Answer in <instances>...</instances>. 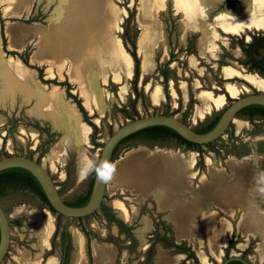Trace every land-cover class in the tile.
<instances>
[{
	"label": "rangeland",
	"instance_id": "rangeland-1",
	"mask_svg": "<svg viewBox=\"0 0 264 264\" xmlns=\"http://www.w3.org/2000/svg\"><path fill=\"white\" fill-rule=\"evenodd\" d=\"M84 1L90 4L93 3L92 0ZM207 2L210 5L206 15L208 23H215L224 13L232 10L240 11L244 6L243 0H207ZM27 3L30 6H24V8L19 11L16 7L17 0H0V55L4 58L0 68V158L10 154H23L37 160L49 171L63 199L72 202L75 196L87 190L94 173L86 179L83 178L81 180L79 178L77 161L80 153L76 150L68 148L65 151L66 154L64 153L62 161L54 155L56 146L62 143L65 137V127L61 122L60 115L49 107V90L45 92V89H49L53 85L59 87L57 89L58 95H65V101L74 105V109L77 111L80 109L74 99L68 95V92L72 95H76L78 98L79 96L74 83L70 82L67 76L70 69L68 64H64V59L61 56L45 53V51L43 52L37 45L39 39L36 35L37 27L41 26L50 30L52 28V23L59 20V18L61 19V15L63 14L59 9L63 7V3H61L60 0H28ZM112 3L122 15V20L118 24L116 31L110 27L111 31L108 36L113 41L115 36H117L116 40L121 43L123 55L131 57L133 67L132 73L129 74L124 63L119 65V69L114 70L112 63L109 62L108 65L110 70L107 71L108 76L106 81L102 77H98L97 82L99 90L104 95V105L98 102L99 105L105 108L104 114L100 116L96 112L90 113L84 108V105H82L91 123V125H89L84 120L82 112H78L82 117V122L84 121L83 123L87 127L89 126L88 129H91L89 130L90 133L87 143L83 146V150H85V154L88 158L97 161L102 144L106 141L109 134L122 123L130 119L168 112V114L174 115L181 120L184 119L185 123L195 128L198 126L199 122L204 121L207 117L211 119L215 118V115L222 112V110L235 98L246 93L255 92L256 90L264 92V88L262 90L256 89L246 79L242 78L241 74L228 79L223 73L224 67H232L242 74L254 73L257 75V73L249 71L246 66L237 61V59H242L244 57L238 44L240 42L249 41L252 34L260 33L264 31V29L259 31L246 30V34L240 33L235 35L225 33L219 26L215 31L216 47L213 53L210 51L202 53L199 44L200 39L204 38L205 31L202 28L199 29L191 26L189 27L191 31H188L184 36V14L176 9L173 0H166L164 8L158 9V17L162 22L166 49L159 46L155 48L152 69L144 73L141 68L143 51L140 49V37L145 29L140 27L138 23L140 0H113ZM129 15L130 18L128 19ZM187 24L189 23L187 22ZM11 25L12 27L25 29L34 39L30 42H25L24 45L20 47L21 50H19L20 48L11 49L10 38L7 36V29ZM1 28H3V34L1 33ZM77 29L78 39H73V48L80 44L88 46L86 48H88L87 51L91 50L92 62L94 65L96 60H101V56L104 54L103 52H105L104 49H99L100 43L95 42V38L99 40L100 36L104 33L102 26L94 27L93 24L85 22ZM49 35H51V33H49ZM146 36L147 38L143 39H148L149 35L146 34ZM182 38H185V42H182ZM133 40L135 43L134 48L131 44ZM24 41H26V39ZM131 51L135 52L139 60V73L136 79H134V60L131 56ZM236 51L240 53L236 54ZM78 55L79 54L75 55V58ZM35 57H50V59H56L57 62L61 64L59 66H65V70L62 73L63 77H59L56 69L49 71L48 66L32 62V59ZM16 60H19L21 64L33 70L35 73V77L33 75L28 77L32 85L28 84L26 80L20 76L14 75V70L12 71V69L15 67L12 66L13 64H11V62H16ZM162 69L168 72V99L165 96L164 101L155 105L152 99L154 88L160 87L162 93L164 91L165 94L163 76L161 74ZM115 71L121 74L119 78L113 76L116 73ZM33 77L35 79H33ZM61 82L69 83V88ZM35 83L38 89H40L38 83L46 86V88L42 89V94L44 95L37 94L35 91ZM227 83L240 84L243 88L236 96H231L227 91ZM89 86H91L90 83H88V87ZM58 90H60V92H58ZM202 92H206L214 98L224 96V103L222 107L216 111L214 109V104H212L213 109L210 112L211 114L200 119L196 112L199 111V107L203 104L201 98ZM132 103H134L137 115L133 112L131 107ZM122 110L127 111L128 114L125 115ZM235 119L241 120L243 123L239 124L240 122H237ZM235 119L230 123L228 128L225 129L222 135L211 142L210 146L202 145L200 152L194 150L198 156L193 165L192 173L194 175L192 179L193 181L195 180L198 176L197 171L199 170L200 173L205 172L201 175L200 179H202L203 176L206 178L207 169H205V163H207L209 177H211L210 170L219 169L229 174L228 176L230 177L228 178H230V180L241 177V179L250 186V190L253 188V193L255 195H261L262 197L260 196V198L264 201V118H255L252 121L243 117H236ZM93 126L97 128L95 133L93 131ZM93 133L95 142H92ZM141 146L151 150L157 148L174 150L179 153V156L193 157V153L189 155V150L191 149L176 147L171 145V143H169V145L157 144L150 147L146 144L143 145V143L128 141L120 145L116 150L114 163L117 166V175L115 179L110 182L105 204L111 207L114 214L125 221L126 225L132 227L131 232L137 240L136 246L132 247L133 243L131 239L125 237L124 234H116V226L113 225V222L108 223L99 209L88 219H81L80 221L77 219H67V217L62 216L60 218L61 227H59L56 234V214L49 210L48 214L54 218V231L50 239L51 252L56 253L59 259L61 255L60 232L62 227L66 225L70 237H72L73 227H76L77 230L82 232L81 226H83L91 234L90 238H87L88 257L86 264H93L92 244L91 246L89 245V241L92 239V243L95 242L101 246L109 245L108 242H110L117 247L118 254L114 264H152V261L150 263H145V256L155 231L157 230L159 233H163L164 227L172 226L166 219L164 212L160 211L155 204L156 200L160 203L162 194L160 190L162 189L160 188L161 185L158 186L159 180L157 177H159V174L154 172L153 175H149L147 173L139 177V184L142 188L139 190L146 193L143 199H140L136 187L130 186L124 180L129 173L123 174L118 168L120 162L124 160L128 153ZM243 158H255L256 162L254 164H246L241 168H233L232 170L234 172L232 175L228 167L229 161ZM249 169L254 171H250ZM243 170L247 171L244 172ZM182 180H184L183 177L176 176L172 182H174V186L179 188L182 194L187 195L189 198H197L199 193L192 189H188ZM233 182L236 181L234 180ZM237 182L242 184L240 180ZM231 193H233V191L229 193L228 197L233 200L234 198H232ZM225 197H227V194H225L224 198ZM116 201L124 204L125 208L130 211L132 205L136 206V216L132 222H128L120 216L119 212L114 208V203ZM39 203L40 201L28 192H6L0 197V205L9 219L10 231L14 242L12 252L5 264H19L17 259L22 251L30 252L34 257L43 252L40 249V238L34 227L15 215L16 207L32 205L39 208L43 216H47L48 214H45L44 211H48V208L40 207ZM147 220L148 222L146 224L145 221ZM111 229H113V232H111ZM145 229L147 231L144 239L138 235ZM170 234L171 233H167V235ZM95 236L110 241L101 244ZM139 240L141 249H144L143 240L147 242V249L144 252L139 248ZM231 240L233 244L232 247L229 248V256H242V253L249 249V252L244 255V259L253 264H264L263 260H257V252L254 254V257L250 255L256 246V238H251L248 241V245L243 249L238 248L239 245H241L239 242L244 241L243 237L234 235ZM157 244L160 243H156L155 247ZM189 245L194 251L198 262L202 264L192 245L190 243ZM71 247L73 248L72 242ZM131 247L133 251L129 250ZM48 252H50V250ZM75 253L76 247L71 264L74 262ZM49 256L42 260V264L46 259L48 260ZM103 258L104 255H101L99 260L100 264H104V262L101 263ZM203 263L206 264L205 262ZM186 264H196V262L193 258H189ZM215 264L217 263L215 262Z\"/></svg>",
	"mask_w": 264,
	"mask_h": 264
},
{
	"label": "bare ground",
	"instance_id": "bare-ground-1",
	"mask_svg": "<svg viewBox=\"0 0 264 264\" xmlns=\"http://www.w3.org/2000/svg\"><path fill=\"white\" fill-rule=\"evenodd\" d=\"M27 1L28 0H17L16 7L19 9V11H21V9L24 8V6L26 7L30 6L27 3ZM112 1L113 0H92L93 3L90 4L89 2H86L84 0H60V2L63 3V7L59 9V11L62 12L63 14L61 15L62 16L61 19L59 18V20L54 21L52 23V28L50 30L41 26L37 27L36 29L37 32L36 35L39 39L37 45L39 46V48L43 50V52L45 51V53L47 52L50 54L58 55L64 59L63 60L65 62L64 64H68V67L70 68L67 74V76L69 77V81L74 83L76 90L79 91L82 97L84 107L90 113H92L93 110L96 111L100 116L104 114L105 108L98 104V102H100L101 104L104 105V100H103L104 95L99 90L97 85L98 77H102L106 81V78L108 76L107 71L110 70V67L108 65L109 62L112 63L114 70L119 69V65L124 63V65L127 68V72L129 74L132 73V67H133V61L131 60V57L123 55L121 43L118 40H116L117 36H115L114 41L108 36L110 35V31H111L110 27H112L116 31L118 28V24L122 20V15L114 7ZM165 1L166 0H140V7H139L140 12L138 16V23L140 27L145 29V31L142 33L140 37V49L143 51L142 54L143 62L141 68L144 73L149 72L152 69L155 48L159 46L161 48L166 49L164 33L162 31V22L161 20H159L158 17V9L164 8ZM173 2L176 9L178 11L183 12L185 17L184 28H183L184 36L188 33V31H191V29L189 28L191 26H194V28H199V29L202 28L205 31L204 38L200 39V44H199V48L202 53H207L208 51L213 53L214 48L216 47L215 31L216 28H219V26L223 29L225 33H230L235 35H238L240 33H245L246 30L259 31L264 29V0H243L244 6L242 10L228 11L227 13H224L221 17H219L215 23L207 22L206 15H207V10L210 7L207 0H173ZM186 21L189 24H187ZM85 22L93 24L94 27L102 26V30L104 31L103 35L100 36L99 40L95 38V42L100 43L99 49L100 50L104 49L105 52H103L104 54H102L101 60L100 59L96 60L94 62V65L92 62V53L90 52L91 50L87 51L88 48H86L88 46H85L84 44H80L79 46L73 48V39L75 38L78 39L77 28L79 26H82L83 23ZM46 32L51 33V35H49V33ZM146 34L149 35V37L148 39L145 40L143 38H147ZM7 36L10 38L11 49L20 48L24 45L25 42H30L34 39V37L32 38L30 36V33L25 31V29L20 27H12V25L9 26L7 29ZM25 39L26 41H24ZM184 40L185 38H182V42H185ZM19 50H21V48ZM77 54L79 55L75 58V55ZM236 54H239V52L236 51ZM32 62H37L40 65L48 66L49 71H51L52 69H56L59 77L60 78L63 77L62 73L65 70L64 69L65 66L64 65L62 67L59 66L61 64H59L56 59H50V57L48 58L35 57L32 59ZM11 64H13L12 66L15 67L12 69V71L14 70V75L20 76L21 78L26 80L28 84L32 85L28 77L29 76L31 77V75L35 77V73L33 72V70L28 69L25 65L21 64L19 60H16V62L14 61L13 63L11 62ZM223 73L225 77L228 79L231 77H236L237 75L241 74V77L249 81L256 89L262 90L264 88L263 79L254 73L242 74L237 70L233 69L232 67H224ZM120 75H121L120 73L116 72L115 75L113 76H115V78L116 77L119 78ZM34 77L33 79H35ZM88 83H90L91 86L88 87ZM38 85L40 89H38V86L35 83V91L37 92V94L44 95L42 94L43 92L42 89L46 88V86L42 85L41 83H38ZM58 88L59 87L53 85L51 88L45 89V92L49 90L48 105L49 107H51V109H53L56 113L60 115L61 122L65 127L64 129L65 137L62 143L56 146V150L54 151V155L58 157L59 160L62 161L64 157V153L68 148L78 151L80 153L79 156L81 154L86 155L85 150H83V146L84 144L87 143L88 135L90 133L89 130L91 129H88L89 126L87 127L83 123L84 121L82 122V117L78 113L80 110L77 111L76 109H74V105H71L70 103L65 101L64 99L65 95L64 96L58 95L57 93ZM242 88L243 87L240 84L227 83V91L231 96H236L242 90ZM58 92H60V90H58ZM201 94H202L201 98L203 104L201 107H199L200 108L199 111L196 112L197 116L200 119H202L204 115L211 112L210 111L211 108L213 109L212 104H214L216 109H219L222 107L224 103V96H219L214 98L212 97V95L206 92H202ZM152 99L155 105H158L162 101L163 93L160 87L154 88ZM236 121L240 122L239 124L243 123L241 120H236ZM178 154L179 153L174 150L159 149V148L155 150H151L147 147L141 146L138 149H135L130 153H128L127 156L124 158V160L122 159L123 161L120 162L118 168L119 171L123 172V174L129 173L126 175L127 177H125L124 180L130 186H134V188L136 187L140 199H143L146 193L140 191L142 188L141 185L139 184V177L141 175H146L147 173L149 175H153L154 172L158 173L159 177L157 178L160 183V184L158 183V186L161 185L160 188H162L160 189L162 193L159 203L160 207H164L165 204L167 203L168 204L172 203L173 204L171 206L173 207L171 212L172 217H175V219L179 218V220L182 219V222H185L187 220L190 221L193 219L192 216L195 213L194 211H192L193 205L187 204L186 202L187 199L184 198L185 195L180 192L179 188H176L174 186V182H172V180L176 176H181L183 177V179H188L190 183L192 182V176L194 175L192 173L193 158L192 156L183 157V155L179 156ZM255 160H256L255 158L253 159L243 158L234 161H229L228 167L230 168V171L233 175L234 172L232 170L233 168L234 169L236 167L241 168L249 163L254 164L256 162ZM210 171H211L210 178H212L216 182L217 187H219L218 192L221 194L219 196L224 197L225 194H227V197H225V199L228 201L231 202L234 201L228 197L229 193L232 192V189L235 190H233L231 196L234 195L237 196L238 198L236 199L240 201L245 200L244 197L246 195H249L250 192L252 193L254 192L253 188L250 190V192L248 191L246 193L244 192L245 190L244 187H246L245 185L246 182L243 181L241 177L236 179L235 180L236 182H227L226 178L230 176H228L229 174L222 172L223 170L219 169V170H210ZM79 178L81 180L83 179L80 176ZM205 179L206 178L204 176L202 179H200L201 184L204 183ZM239 180L242 181V184L237 182ZM173 186L177 192H173ZM217 187L215 186V188ZM248 187L249 186H247V189ZM226 200L224 201V203L226 202ZM114 204H115L114 208L119 212L120 216L123 219L127 220L128 222H132V220L136 216V209H135L136 206L132 205L130 211L127 208H125L124 204H122L119 201H116ZM44 212L45 214H48L49 210ZM201 212L202 211L199 209L198 215L206 219H210L214 217L213 213L210 215H206L204 214V212L202 213ZM15 215L21 218L22 220L30 223V225H32L34 229L37 231L38 236L40 238L41 251L49 250L50 239L54 231V218L50 214H48L47 216H43L41 210L32 205H22L16 207ZM176 221L178 222V220ZM244 223L246 226L252 227L253 229L257 230L264 237L263 214L259 212H252V214L247 216L246 218H245V214H242V216L239 219V224H240L239 226H242V224L244 225ZM204 226L207 227L206 225ZM208 231L211 232L212 230L211 231L208 230ZM178 232L180 233V231ZM192 232L191 233L189 232V234H192ZM73 234H74V241L76 247V253L73 264H86L87 262L86 237L83 235L82 232L76 229H73ZM207 239L211 254L213 255V257H215V259L219 260L221 252L219 251L218 246L220 243H223L222 236L219 233H216L214 236H211ZM145 245H146L145 240H143V248H145ZM241 246L242 244L239 245V247ZM197 250L199 252L202 261L205 262L206 264H211L210 262H208L207 258L205 257L202 248L198 247ZM92 251H93L94 264H100L99 260L101 255H104V258L102 259L101 263L104 262V264H110L111 263L110 257L115 253L112 245L109 244V245L101 246L100 244L95 242L92 243ZM263 255H264V244H260L257 250L256 258L262 259ZM160 256L161 254L159 255V259ZM17 261L19 264H42V257L41 254L36 255V257H34L30 252L22 251ZM43 264H59L58 257H56L55 255L49 256L48 260L46 259Z\"/></svg>",
	"mask_w": 264,
	"mask_h": 264
},
{
	"label": "trees",
	"instance_id": "trees-1",
	"mask_svg": "<svg viewBox=\"0 0 264 264\" xmlns=\"http://www.w3.org/2000/svg\"><path fill=\"white\" fill-rule=\"evenodd\" d=\"M130 15L128 16V19L130 18ZM1 29H2L1 33L3 34V28ZM131 44L134 48L135 47L134 40L131 41ZM238 45L241 51L243 52L244 57L242 59H237V61H239L244 66H246L249 71H256L261 76L264 77V31L260 33L252 34L251 39L248 42H240ZM130 53L134 60V79H136L139 73V60L134 51H131ZM161 74L163 76L165 96L168 99V93H167L168 72L162 69ZM61 83L66 85L69 88V83H66V82H61ZM68 95L72 97L74 101L77 103L78 108L83 114L84 120L89 125H91V123L89 122L88 115L86 111L84 110L80 99L76 95H72L69 92H68ZM131 107L135 115H137V111L135 110L134 103H132ZM122 112L125 113V115L128 114L127 111L125 110H122ZM220 113L215 115V118L211 119L207 117L204 121L199 122L198 126L195 127L194 130L199 133H203V132L210 130L216 123ZM164 114H168V112H165ZM238 117L246 118L249 121H252L255 118H264V106L257 105V104H251V105L245 106L238 112ZM182 121L185 122L184 119ZM93 127H94L93 131L95 133L97 128L95 126ZM94 133L92 135V142H95ZM128 141H133L135 143H143V144L149 145L150 147H152L153 145H157V144L158 145H164V144L169 145V143H171V145H174L176 147H183L184 149L197 150L199 152L201 151L202 145L210 146L211 144V142L206 143V144L191 143L188 140L181 137L176 131H174L170 127L144 130L136 135H133L127 138L122 144ZM92 181H93V178L91 179V182L89 183V186L84 193H81L75 196L72 202H68L64 200L65 203L71 206L84 205L89 199L90 191L92 187ZM18 191L31 193L34 197H36L40 201L39 203L40 207L42 208L47 207L52 213L56 214V220H57L56 221V231H55V234H56L58 232L59 227H61L60 218L63 215L58 214L48 204L46 196L40 184L36 180V178L26 170L6 172L0 176V197H2L6 192H18ZM99 210L101 211V214L105 217L108 223H112V222L115 223L118 226L119 231L123 232L127 238L131 239L133 243L132 247H135L137 240L131 232L132 227L126 225L122 220L116 217L111 207L107 206L106 204L100 207ZM77 220L80 221L81 219H77ZM81 230L87 238H90L91 234L85 227L81 226ZM167 233H171V234L167 235ZM153 236H154L153 239H151L152 242L146 252L145 263H150L152 261V258L155 253V244L160 243L164 248L170 249L171 253H185L187 258H193L196 264H200L191 246L186 241H181V242L175 241L171 226L164 227L163 233H159L156 230ZM95 237L99 241H110L107 239L106 240L101 239L97 236ZM60 238H61L60 247H61V252H62L60 264H68L70 251H71V237L67 230L66 225L62 227V230L60 232ZM232 244H233V241L231 240L229 242V245L225 249V253H226L225 258L229 257L228 252H229V248L232 247ZM132 247L131 249L129 248L130 251H133ZM51 251L49 253H51ZM248 252H249V249L244 251L241 257L244 258V255ZM225 264H244V263L240 260H230L226 262Z\"/></svg>",
	"mask_w": 264,
	"mask_h": 264
},
{
	"label": "water",
	"instance_id": "water-1",
	"mask_svg": "<svg viewBox=\"0 0 264 264\" xmlns=\"http://www.w3.org/2000/svg\"><path fill=\"white\" fill-rule=\"evenodd\" d=\"M3 60V56L0 55V68ZM261 78L264 81V78ZM251 104L264 106V92L256 90L235 98L222 110L214 126L203 133L196 132L189 124L171 114H151L130 119L109 134L102 144L97 161L102 163L106 159L114 163L117 148L127 138L149 129L170 127L191 143L206 144L212 142L225 132L230 123L238 117V112L242 108ZM18 170H26L31 173L40 184L48 204L67 219H88L107 201L110 183L101 184L97 182L95 174L88 201L81 206H71L65 203L49 171L43 164L23 154H10L0 158V176L6 172ZM13 243L6 212L0 205V264L6 263L12 252ZM230 260H240L244 264H253L238 255H231L219 264H225Z\"/></svg>",
	"mask_w": 264,
	"mask_h": 264
},
{
	"label": "crops",
	"instance_id": "crops-1",
	"mask_svg": "<svg viewBox=\"0 0 264 264\" xmlns=\"http://www.w3.org/2000/svg\"><path fill=\"white\" fill-rule=\"evenodd\" d=\"M244 34H246V33H244ZM234 49H236V48H234ZM239 51H240V49H239ZM239 67H240V65H239ZM77 93H78L79 99L81 100V103H82V97H81L79 91H77ZM164 100H165V94H164V91H163V99H162V101H164ZM214 109H215V111L217 110L216 108H214ZM211 110H212V108H211ZM93 112H96V111L93 110ZM210 114L211 113L209 112L206 115H210ZM206 115H204V117ZM192 153H193V157L192 158H193V165H194L198 155H197V153L194 150H189V155H191ZM205 166H206L205 169H207V176H206V179H205L203 184H200V178H201V175L204 174L205 172H201L200 173V170L197 171V175L198 176L195 178L194 181L192 179L191 183L188 181V179H184L183 180L184 184L188 187V189H192V190L196 191L197 193H199V196H197V198H189L187 195H185V197H184L185 199H187L186 200L187 204L193 205V208H192L193 210L192 211H194L195 213L192 216V218H193L192 220H190V221L187 220L185 222H182V219L179 220V218L175 219V217H172V213H171L172 212V208H173V207H171L173 205L172 203H170V204L167 203V204H165L164 207H160L159 201L156 200V202H155L156 207L160 211L164 212V215H165L166 219L171 223V225H172L171 227H172V230H173V235H174L175 241L176 242L186 241L188 244L190 243L192 245L193 249L195 250V252H196V254H197V256H198V258H199V260H200V262L202 264H204V263L201 260L200 255H199V253L197 251L198 247L202 248V250L204 252V255H205V257L207 258L208 261H210L212 264H215V262L217 264H219L220 262H222L225 259V254H226L225 253V249L229 245V242H230V240L232 239V237L234 235H239V236L243 237L244 241L243 242H239V243L242 244V246L238 247V244H237V247L238 248H242V249L245 248L248 245V241L251 238H256L257 239L256 246H255L253 252L250 254L251 256L254 257V254L257 252L259 244L260 243L264 244V237L257 230L253 229L252 227L246 226L245 223H244V225L242 224V226H239L240 225L239 224V219L242 216V214H245V218H246L247 216L251 215L252 212H259V213L263 214V216H264V201H262L263 199L260 198L261 195H255L254 193L250 192V186L247 189L248 184H246L247 183L246 182L245 183L246 187H244V189H245L244 192L246 193L248 191V192H250V194L246 195L244 197L245 200H243V201L237 200L236 198H238V197L235 196L234 194H233L234 196H232V198H234L233 202L226 200L224 197L219 196V195H221L218 192V190H217L219 187H217L216 182L212 178L209 177L207 163H205ZM236 179H238V178H236ZM236 179H234V180H236ZM234 180H230L228 177L226 178L227 182H233ZM215 186L217 188H215ZM233 190H235V189H232V191ZM173 192H177L176 189L174 188V186H173ZM216 192H218V193H216ZM251 197H253V198H251ZM218 198H220V199H218ZM225 200H226V202L224 203ZM227 202H229V203H227ZM256 202H257V205H256ZM222 203H224V204H222ZM237 203H239V204H237ZM258 205H260V206H258ZM199 209L202 212H204V214H206V215H210V214L213 213L214 217H212L210 219H206L204 217L199 216L198 215ZM235 212H236V214H235ZM173 216H175V215H173ZM176 220H178V222ZM198 220H201V221H198ZM244 221H245V219H244ZM147 222H148V220L145 221L146 224H147ZM127 224H130V223H127ZM113 225L116 226L115 223H113ZM204 225H206L207 227H205ZM116 228H117V226H116ZM248 228H249V230H248ZM72 229H76L77 230L76 227H73ZM243 229L244 230L246 229L245 232H244ZM192 230H193V232L195 234L192 232ZM208 230H210V231L212 230V231L209 232ZM146 231H147L146 229L142 230L138 236H140V237L145 239ZM178 231H180V233ZM195 231H197V232H195ZM111 232H113V229H111ZM189 232L190 233L192 232V234H189ZM71 233H72V230H71ZM117 233H118V228L116 229V234ZM186 233H188V234H186ZM216 233H219L222 236V240H223V243H220L219 246H218V249L221 252L219 260L215 259V257H213V255L211 254L210 248H209V244H208V239H207V238H209L211 236H214ZM249 233H251V234H249ZM83 235H84V233H83ZM206 236H207V238H206ZM92 240H90V242H89L90 246L92 244ZM94 240L97 241L96 239H94ZM71 242H72L73 248L71 247V252H70V257H69V263L68 264H71L73 253L75 251L73 233H72V237H71ZM98 242L103 244L106 241H98ZM108 243L111 244L113 246V248H114V252L115 253L111 257L109 256L111 258V263L110 264H114L115 258H116L117 254H118V249L113 243H110V242H108ZM145 243H146L145 248L141 249L140 248V240H139V248H140V250L142 252H144L147 249L146 240H145ZM87 245H88V241L86 239V248H87ZM155 248H156V250H155L154 256L152 258V264H186L188 259H189V258H187L185 253H171L170 249L164 248L161 244H157V246ZM49 250L51 251V247H50ZM49 250L43 251L41 253L42 260L44 258L48 257L49 255H52V254L53 255L55 254L57 256L56 253H52V252L49 253L48 252ZM86 254H87V249H86ZM160 254H161V256H160V259H159V255ZM91 257H92V253H91ZM257 260H263L264 261V255L262 256V259L257 258ZM58 263L60 264L59 257H58ZM92 263L94 264V258L93 257H92Z\"/></svg>",
	"mask_w": 264,
	"mask_h": 264
},
{
	"label": "clouds",
	"instance_id": "clouds-1",
	"mask_svg": "<svg viewBox=\"0 0 264 264\" xmlns=\"http://www.w3.org/2000/svg\"><path fill=\"white\" fill-rule=\"evenodd\" d=\"M78 175L84 179L95 174L96 181L101 184L112 182L117 175V166L109 160L96 161L81 154L77 161Z\"/></svg>",
	"mask_w": 264,
	"mask_h": 264
},
{
	"label": "flooded vegetation",
	"instance_id": "flooded-vegetation-1",
	"mask_svg": "<svg viewBox=\"0 0 264 264\" xmlns=\"http://www.w3.org/2000/svg\"><path fill=\"white\" fill-rule=\"evenodd\" d=\"M248 42V41H247ZM244 55V54H243ZM243 65V64H242ZM255 73H257L259 76H261L258 72H256V71H254ZM261 77H263V76H261ZM264 78V77H263ZM82 104V103H81ZM31 194V193H30ZM116 217H118L117 215H115ZM8 218V217H7ZM119 218V217H118ZM120 220H122L121 218H119ZM8 221H9V219H8ZM123 221V220H122ZM124 223H125V221H123ZM9 224H10V222H9ZM126 224V223H125ZM117 226V225H116ZM117 228H118V226H117ZM118 233L119 234H124L123 232H120L119 231V228H118ZM85 235V234H84ZM125 235V234H124ZM86 237V236H85ZM126 237V236H125ZM86 239H87V237H86ZM90 242V241H89ZM60 251H61V249H60ZM71 252V251H70ZM61 254H62V252H61ZM70 257V256H69ZM226 259V258H225ZM224 259V260H225ZM60 260H61V255H60ZM69 263V262H68Z\"/></svg>",
	"mask_w": 264,
	"mask_h": 264
}]
</instances>
